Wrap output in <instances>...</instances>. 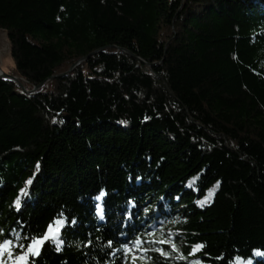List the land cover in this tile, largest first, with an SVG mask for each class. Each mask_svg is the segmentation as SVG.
Here are the masks:
<instances>
[{
  "label": "trees",
  "instance_id": "trees-1",
  "mask_svg": "<svg viewBox=\"0 0 264 264\" xmlns=\"http://www.w3.org/2000/svg\"><path fill=\"white\" fill-rule=\"evenodd\" d=\"M0 29V227L78 221L37 264H264V0H0Z\"/></svg>",
  "mask_w": 264,
  "mask_h": 264
},
{
  "label": "snow or ice",
  "instance_id": "snow-or-ice-1",
  "mask_svg": "<svg viewBox=\"0 0 264 264\" xmlns=\"http://www.w3.org/2000/svg\"><path fill=\"white\" fill-rule=\"evenodd\" d=\"M53 123H56L55 119H53ZM60 123H63V120H61ZM121 123L127 122L122 121ZM38 169L39 164H37V170ZM31 184V178L25 182L26 187ZM218 184L219 181L217 182V185ZM26 187L19 189V193L13 201L11 207L14 208L16 212L20 211V209L23 207V202L30 197V192L26 190ZM208 195H212L211 189H209ZM103 196H105V193L101 191L100 194L95 197V200L100 201ZM176 199L179 200L180 197L177 196ZM205 199H207V197ZM203 203L204 201H197V204L202 205ZM95 208L99 218L103 220L105 216L103 214L104 210L102 205L100 203H97L95 205ZM147 211L148 209H145V212ZM184 222H187L186 217L184 218ZM17 223L21 231H17V229L13 228L6 233L5 229L0 227V264H37L36 258L41 256L42 250L44 249L46 244L54 245L57 252L61 251L62 245L65 244V240L63 239L65 230L68 227H75L78 221L76 217L69 218L62 211L51 218L42 230L32 229L30 223L28 222L17 221ZM26 229L30 231H25ZM22 232L24 234H22ZM113 243L114 241L109 240V247H111ZM133 243L139 246L143 244V240L137 238L135 241H133ZM161 243H165V241H161ZM90 244L91 241H87L85 247ZM171 247L173 248V250H176L175 244H172ZM192 247L193 251H191L189 255L195 256L196 252L200 251L204 247V245L199 244ZM121 248L124 250L125 258L127 259L128 254L132 252V248L128 244L121 245ZM158 251H160L161 255H164L165 257L169 255L163 250ZM252 251L254 256H264V251H261L259 249H253ZM136 259L137 257L133 255L131 264H135ZM208 259L211 260L212 258L208 257ZM216 259L223 260L224 257L219 256L216 257ZM191 264H204V262L202 260H194L191 262ZM229 264H232V262L229 261ZM247 264H253L252 257L247 260Z\"/></svg>",
  "mask_w": 264,
  "mask_h": 264
},
{
  "label": "water",
  "instance_id": "water-1",
  "mask_svg": "<svg viewBox=\"0 0 264 264\" xmlns=\"http://www.w3.org/2000/svg\"><path fill=\"white\" fill-rule=\"evenodd\" d=\"M0 46L2 47L3 50V53L1 54L0 56V78L1 79H4V80H10V81H14V82H20V79L18 77H14V76H11L9 73H8V66H13V63H12V45L9 41V38H8V33L5 31V30H2L0 29ZM8 55V57L5 59L4 57ZM5 60H4V59ZM86 60L85 59H82V61ZM80 61V62H82ZM79 62V63H80ZM78 63V64H79ZM76 64L72 69L71 71L78 65ZM65 74L63 75H60L58 77H63ZM55 78V77H53ZM45 83L41 84L40 86L36 87L35 90H39L40 88H42L44 86ZM39 257H37L36 259H38Z\"/></svg>",
  "mask_w": 264,
  "mask_h": 264
},
{
  "label": "rangeland",
  "instance_id": "rangeland-1",
  "mask_svg": "<svg viewBox=\"0 0 264 264\" xmlns=\"http://www.w3.org/2000/svg\"><path fill=\"white\" fill-rule=\"evenodd\" d=\"M2 51H3V49L1 48V54H2ZM7 57H8V55H6L4 58L6 59ZM10 67L11 66L9 65L8 68H10ZM164 241H165V244H168L170 246L169 252L172 253V255L176 254L175 253L176 250H173V248L171 247V245H172V236L170 235V233H168V232L164 233ZM133 255L137 257V259L135 261V264H141V262H140V254L135 252V253H133ZM130 264H131V262H130Z\"/></svg>",
  "mask_w": 264,
  "mask_h": 264
},
{
  "label": "bare ground",
  "instance_id": "bare-ground-1",
  "mask_svg": "<svg viewBox=\"0 0 264 264\" xmlns=\"http://www.w3.org/2000/svg\"><path fill=\"white\" fill-rule=\"evenodd\" d=\"M1 48H2V47L0 46V56H1ZM3 50H4V49H3ZM2 53H3V51H2Z\"/></svg>",
  "mask_w": 264,
  "mask_h": 264
}]
</instances>
